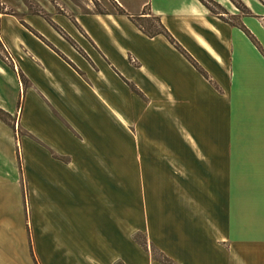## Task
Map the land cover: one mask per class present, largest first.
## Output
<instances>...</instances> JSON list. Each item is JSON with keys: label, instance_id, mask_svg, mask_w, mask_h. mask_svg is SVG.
I'll use <instances>...</instances> for the list:
<instances>
[{"label": "crops", "instance_id": "obj_1", "mask_svg": "<svg viewBox=\"0 0 264 264\" xmlns=\"http://www.w3.org/2000/svg\"><path fill=\"white\" fill-rule=\"evenodd\" d=\"M32 1L0 12V264H264V179L257 236L229 185L264 178V0Z\"/></svg>", "mask_w": 264, "mask_h": 264}, {"label": "rangeland", "instance_id": "obj_2", "mask_svg": "<svg viewBox=\"0 0 264 264\" xmlns=\"http://www.w3.org/2000/svg\"><path fill=\"white\" fill-rule=\"evenodd\" d=\"M28 3L33 6L32 0H26ZM80 1V0H77ZM91 4H93V8L96 11L105 12L108 10H114V5L108 0H91ZM211 8L215 12L222 13L223 11L216 5L211 4ZM34 8V6L32 7ZM4 11V6L2 4V0H0V12ZM13 56L7 51L5 46L0 41V64L5 67H11L16 71V67L14 64ZM243 162L235 161L232 164V173L233 176H229V185L233 186L235 192L233 193V209L235 211V215L241 216L240 219H237L233 224V232L234 233H251L254 236H257L258 233H261L263 230V226L258 222V187L261 180L264 178H260L257 175V162H249L247 165H242ZM247 171L250 175H243L242 172ZM29 215V211H28ZM263 227V228H262ZM31 245V254H33L32 250V241L30 238ZM154 258L159 259L161 261H166L165 257L159 253L156 249L151 250ZM34 257V256H33ZM35 264L36 263V259Z\"/></svg>", "mask_w": 264, "mask_h": 264}, {"label": "trees", "instance_id": "obj_3", "mask_svg": "<svg viewBox=\"0 0 264 264\" xmlns=\"http://www.w3.org/2000/svg\"><path fill=\"white\" fill-rule=\"evenodd\" d=\"M202 1L210 8H211L210 5L214 4L213 1L211 0H202ZM135 21L137 22L139 27L149 36L163 34L172 40L171 35L169 34L165 26L161 23L159 17H156V16H150V17H145V18L138 17V18H135ZM0 119L5 122H9V120H11V116L7 112H5L3 109L0 108ZM165 260L166 261H163V262H165L166 264H170L168 263L169 261L167 259Z\"/></svg>", "mask_w": 264, "mask_h": 264}, {"label": "built area", "instance_id": "obj_4", "mask_svg": "<svg viewBox=\"0 0 264 264\" xmlns=\"http://www.w3.org/2000/svg\"><path fill=\"white\" fill-rule=\"evenodd\" d=\"M263 25H264V22H263Z\"/></svg>", "mask_w": 264, "mask_h": 264}]
</instances>
